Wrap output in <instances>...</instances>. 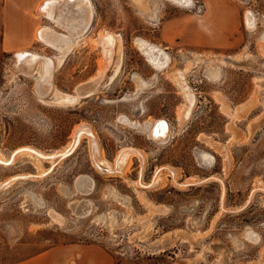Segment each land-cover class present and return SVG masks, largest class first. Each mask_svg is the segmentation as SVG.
I'll list each match as a JSON object with an SVG mask.
<instances>
[{"label":"rangeland","instance_id":"1","mask_svg":"<svg viewBox=\"0 0 264 264\" xmlns=\"http://www.w3.org/2000/svg\"><path fill=\"white\" fill-rule=\"evenodd\" d=\"M92 4L79 45L55 70L56 51L37 39L30 51H17L35 53L23 64L29 74L16 68L17 52L0 58L3 157L25 147L61 151L81 126L63 158L22 153L0 165V264L70 244L98 246L111 264H264V0H194L190 8L167 0ZM247 11L256 18L252 30ZM105 32L113 35L112 48ZM136 38L164 48L165 69L148 63ZM110 57L97 89L77 103L52 107L38 99L53 89L74 94ZM39 60L50 83L41 95L33 71ZM179 71L191 102L173 80ZM134 76L151 85L138 88ZM121 116L138 125L153 121V134L166 132L165 140ZM157 120L168 132L160 123L156 129ZM125 148L140 150L142 160L131 154L124 176L93 165L94 149L115 166ZM80 174L90 178V192L75 189ZM81 200L90 207L82 216L69 205Z\"/></svg>","mask_w":264,"mask_h":264},{"label":"bare ground","instance_id":"2","mask_svg":"<svg viewBox=\"0 0 264 264\" xmlns=\"http://www.w3.org/2000/svg\"><path fill=\"white\" fill-rule=\"evenodd\" d=\"M61 1H62L61 2L62 9H66V8L70 7V9L72 8V10H74L73 12L77 13L76 14L77 21H76L75 24H73V26L71 28H66L65 27L67 30H65L62 27L60 28V30L65 33L64 35H67V37L69 36L70 43L69 44L67 43L66 46H64V47H63V45H62V47L58 46L59 43H57V41H59V38H60V34L59 33L60 32H55V31L51 30L50 28L42 27L37 32L38 33L37 37H38V39L41 42H43L44 44L48 45V47L50 46V47H52L54 49H57V51H58L56 55L52 56V59H53V62H54V65H53L54 66V70L59 65H61L63 59L69 53H71V51L75 47H77L79 45V42H80V40L82 38V33L85 32V30H87L88 25H90L89 23L91 21L93 13H94V8L92 10V5H91L92 3H91L90 0H61ZM167 1L172 3V4H174V5H176V6H178V7H183V8H190V7H192L194 5V0H167ZM58 13H56V14H58ZM68 13H69V11H68ZM75 13H73V14H75ZM244 19H245V25H246L247 29L248 30L254 29V25H255V21H256V18L254 16V14L252 12H250V11H247L244 14ZM61 35H62V33H61ZM103 38L105 40V43L108 42V45H110L111 48H112V42L111 41L113 40V35H111V33L109 34L108 32H105L103 34ZM116 38H117V36L115 37V39ZM261 39L264 40V32L262 33ZM134 41H135V44L137 45L138 49L145 56L146 60L148 61V63L150 65H152V67H154L157 70H160V69L164 68L168 64L169 55L164 50L163 47H161L159 45H156V44H153V43H150V42H148L146 40H143V39H140V38H136ZM110 50L105 49L104 51L105 52L106 51L110 52ZM30 55L33 56V55H35V53H18V54L15 55V58H16L15 66L24 75H27V74L30 73V71L28 70L27 65H23V64L26 63V59ZM110 59H111V57L108 58L107 61L105 60V63H106L105 66L103 65V67L99 70L98 74L97 75L95 74L96 76L90 78V80L85 82L83 84V86L81 84H80L81 86L80 85L77 86L76 89H75L76 92L74 94H67V93H64V92H60L57 89H53L52 88L53 91L51 90V95L49 97H41V96H39V94H37L38 99L41 102H43L44 105L47 104V105H51L52 107L53 106H68V105H73V104L77 103L82 95L83 96L84 95H88V94L94 92L97 89L98 84H99V79L101 78V76L104 73L103 69H105V67L107 65V62L110 61ZM39 61L40 62H37V64H36L37 67L33 68L34 69L33 71H35L36 74H37V78H38L39 82H38L36 88H37V91L41 95V94H44L43 92H45V93L47 92V88L50 87L49 86L50 83L46 82V77H47V74H48L47 73L48 72V67L45 65L43 60H39ZM119 69H120L119 68V62H117L115 64V66H114V69H113V71H114L113 75L116 74L119 71ZM209 74H210V76H212V78H216L218 76V72L216 70L211 71ZM172 77H173V80L178 85V87H179L180 91L182 92L184 98L186 100L190 101V99H191V90H190L189 86L186 84V82L184 80V73L180 72V71L179 72H175V74L173 73ZM133 78L136 81L138 88H141V87L143 88V86H145V85H146L145 87H147V85L148 84L151 85L150 83L152 82V79L151 80L149 79V81L148 80L144 81L141 78H139L138 76H134ZM100 80H102V79H100ZM118 120L120 122L124 123L125 125L134 126V127L137 126L138 128H141V130L143 132L148 133L149 136L151 138H153V139L157 140V138H154V137H155V135H156V137L158 136V140L157 141L159 143H162V141H164L165 138H166V132H165V134L163 133L160 136L158 134H156V133L153 134V132L155 130V127L153 128V126H154V122L153 121H152V123H150L151 121L150 122L146 121V122L138 125L136 122L131 121L130 119L128 120L127 117H124V116H121L120 118H118ZM159 123L162 124V126H164L166 131L168 130V128L166 126V123L161 121V120H157L156 121V123H155L156 129L158 128ZM80 128H81V126L78 129L76 128L77 130L75 131V133L72 136V141L66 146V148H64L61 151H57V152H55L53 154H44V153H42L40 151L25 147V148H21L19 150H16L8 158H5V157L2 156V154H0V165L9 166V164H11L14 161L15 156L17 154H22V153H25V154H28V155L32 154L35 157H37L39 159H44V160L45 159L53 160L55 157L63 158L66 155L70 154L71 151L73 150L74 146L77 144L78 136L80 135V132H81L79 130ZM85 133L87 134L88 132L85 131ZM88 134L90 135L91 133H88ZM91 141L92 140L89 139L90 143H91ZM92 143H93L92 147L95 148V143L93 141H92ZM123 150H125L126 152H128V153H130L132 155L138 156L140 158V160H142V154L139 152L140 150L137 151V150H135L133 148H125ZM95 152H97V149H94L93 152H92V155L94 157H95ZM97 155H99V154L97 153ZM126 156H127V153H125V156L122 157V160H120V161L118 160V163L116 162L117 164L115 166L114 165L110 166V165H107V164L104 165V163L102 161H99L100 158L97 159L96 157L95 158L92 157V161H93V165L98 170L111 172V173L119 172L120 175L124 176V174H123V169L124 168L123 167H124V163H125L124 159H125ZM169 171H170V169H169ZM170 172H172V171H170ZM25 177H27V176H25ZM17 178H18L17 176H14L9 181L15 180ZM153 182H154V180H153ZM135 184L144 185L141 182L138 183V181ZM184 184H186V183H182L181 185H184ZM91 186H92V182H91L90 178L88 176H82L80 178L79 182L76 183L75 189L86 190V189L91 188ZM146 186H148V185L146 184ZM64 192L67 193L66 190ZM89 192H90V190H89ZM76 202L73 204V209L81 211L83 209L81 205H83V204H80V202H78V205L75 208L74 206H75ZM155 208L157 209L158 207H155ZM49 214H50L52 220H54V221L59 220L57 214H55V213L51 214V212H49ZM257 238H258V236H257Z\"/></svg>","mask_w":264,"mask_h":264},{"label":"crops","instance_id":"3","mask_svg":"<svg viewBox=\"0 0 264 264\" xmlns=\"http://www.w3.org/2000/svg\"><path fill=\"white\" fill-rule=\"evenodd\" d=\"M90 1L92 3V0ZM61 2V0H0V58L13 55L20 50L30 51L37 43V40L40 41L37 37V32L42 27L60 32V38L57 41L59 43L58 46L62 47L63 45L64 47L67 43L69 44V36L64 35L65 33L60 28H71L77 21V13L73 12L74 10L70 9V7L62 9ZM91 5L93 10V4ZM40 25L53 26L58 30L47 26H41L36 29ZM41 43L44 44L43 42ZM54 50L56 53L58 52L57 49ZM27 51L17 52L15 55L18 53H30ZM95 157L97 159L100 158L99 161L103 162L99 151L95 152ZM130 158L131 154L127 152V156L124 159L123 172L126 170ZM104 165L106 164L104 163ZM166 168L169 171L170 168ZM170 171L173 174L172 176L175 177V171L173 169H170ZM93 252H96L99 260L95 258ZM72 262L111 264V259L109 254L98 246L70 244L64 247H51L34 257L24 260L21 264H72Z\"/></svg>","mask_w":264,"mask_h":264},{"label":"water","instance_id":"4","mask_svg":"<svg viewBox=\"0 0 264 264\" xmlns=\"http://www.w3.org/2000/svg\"><path fill=\"white\" fill-rule=\"evenodd\" d=\"M82 175H84V174H80L79 177L82 176ZM74 185H75V183H74ZM76 188H77V187H76ZM91 188H92V187H91ZM91 188L86 189V190H82V192H84V191H87V192H88L89 190H91ZM78 190H80V189H78ZM83 201H84V200L80 201V204H83V205H84V209H82L81 211H78V210H76V209H73V204H74L75 202H71V203L69 204L70 207H72L73 212L76 213V214H78V215H80V216H82V215L88 213V210H89V203H88L87 201H85V202H83ZM60 220H61V218H60ZM151 250H153V249H151Z\"/></svg>","mask_w":264,"mask_h":264}]
</instances>
